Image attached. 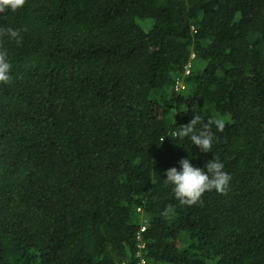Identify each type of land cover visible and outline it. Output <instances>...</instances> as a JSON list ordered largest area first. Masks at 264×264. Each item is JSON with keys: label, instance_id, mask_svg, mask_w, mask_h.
Here are the masks:
<instances>
[{"label": "trees", "instance_id": "1", "mask_svg": "<svg viewBox=\"0 0 264 264\" xmlns=\"http://www.w3.org/2000/svg\"><path fill=\"white\" fill-rule=\"evenodd\" d=\"M0 15L23 37L2 41L0 264H264V0H26ZM193 113L225 118L209 153L171 135ZM213 157L227 195L179 206L164 173Z\"/></svg>", "mask_w": 264, "mask_h": 264}, {"label": "clouds", "instance_id": "2", "mask_svg": "<svg viewBox=\"0 0 264 264\" xmlns=\"http://www.w3.org/2000/svg\"><path fill=\"white\" fill-rule=\"evenodd\" d=\"M25 2L26 0H0V14L8 11L15 12L22 8ZM21 31L22 29L14 30L11 27L7 28L6 31L0 28V85L13 83L12 64L9 62L8 51L3 47V38L7 36L10 41L20 44L23 39L20 35ZM225 123V118L221 116L210 117L205 122L202 116L193 113L191 121L187 125L176 127L172 130L171 135L180 140L188 138L202 153H209L214 141L213 126L216 131L220 132L224 130ZM179 165V171L174 167L168 169L164 173L166 179L163 180L166 185L172 187L173 196L178 201L179 206L196 205L205 192L213 190L217 194L227 195L232 178L223 171L224 164L218 158L213 157L211 161L206 163L204 166L206 171L192 166L188 158L181 159ZM174 211L175 208L169 205L164 209L163 215H171Z\"/></svg>", "mask_w": 264, "mask_h": 264}, {"label": "built area", "instance_id": "3", "mask_svg": "<svg viewBox=\"0 0 264 264\" xmlns=\"http://www.w3.org/2000/svg\"><path fill=\"white\" fill-rule=\"evenodd\" d=\"M189 65L185 68V74H187L188 73V70H189ZM178 86H179V84H178ZM139 210V209H138ZM141 230H143V229H141ZM143 247V245L142 244H140L139 245V248H142Z\"/></svg>", "mask_w": 264, "mask_h": 264}]
</instances>
